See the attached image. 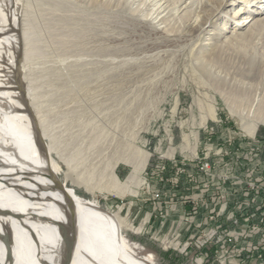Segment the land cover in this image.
I'll list each match as a JSON object with an SVG mask.
<instances>
[{
    "label": "rangeland",
    "instance_id": "374dc122",
    "mask_svg": "<svg viewBox=\"0 0 264 264\" xmlns=\"http://www.w3.org/2000/svg\"><path fill=\"white\" fill-rule=\"evenodd\" d=\"M150 1L0 0V7H10L13 18H20L18 26L29 52L23 82L35 93L39 115L51 135L46 142H56L53 156L63 167L61 181L68 171L66 159L96 183L104 179V168L114 156L131 157L137 145L149 155L130 191L119 195L96 189L92 193L71 179L68 187L121 220L116 221L119 235L152 264H214L217 255L203 257L217 244H208V251L200 249L202 243L189 241L192 228L185 234V216L174 220L179 202L190 206L194 215L199 210L204 213L208 205H193L201 203L207 192L204 177L193 173L198 172L196 168L192 172L181 166L196 163L211 148L213 162L226 151L225 164L216 168L220 172L241 150L237 164L247 163L239 172L245 173L244 179L259 177L247 170L252 160L245 152L256 147L264 160V23L234 38L241 31L236 26L240 12L234 9L242 0H211L212 7L220 6L229 17L216 19L217 25L209 27L203 40H189L179 34L178 23V34L167 33L165 24L151 21L138 10L148 11ZM234 14L236 20H228ZM211 36L222 45V54L213 59L208 54L211 59H204L206 69L201 70L200 59L209 51L196 52L201 43H212ZM211 101L217 118L208 116L202 123ZM1 105L7 107L8 101ZM241 117L258 125L253 136L243 129ZM259 127L263 128L260 134ZM236 135L243 136L246 147L235 143ZM132 171L126 162H119L115 169L122 182ZM175 187L183 195H174ZM157 188L163 193L159 200L152 198ZM187 196L194 202L183 201ZM159 225L164 235L156 234ZM177 233L181 239L173 237Z\"/></svg>",
    "mask_w": 264,
    "mask_h": 264
},
{
    "label": "bare ground",
    "instance_id": "6f19581e",
    "mask_svg": "<svg viewBox=\"0 0 264 264\" xmlns=\"http://www.w3.org/2000/svg\"><path fill=\"white\" fill-rule=\"evenodd\" d=\"M150 2L148 11L139 7L138 10L151 21L165 24L167 33L178 34L180 30L179 34L183 33L189 40L196 37L203 40L217 25L216 19L225 14L229 17L220 6L212 7L211 0H174V4L168 0ZM240 2L234 11L240 12L236 26L241 31L234 38H241L246 32L249 34L254 25L264 23V0ZM9 10L10 7L7 10L0 7V264H152L119 235L116 221L121 223V220L100 209L95 202L78 196L67 185V180L71 179L84 184L92 193L99 189L123 195L133 188L147 163L148 152H142L136 145L131 157L114 156L110 163H105L104 179L96 183L77 172L66 159L68 171L60 184L56 178L63 167L53 156V151L58 149L56 142L53 139L46 142L51 135L39 115L35 93L31 87L25 88L22 78L29 53L26 36L18 26L20 18H13ZM245 12L249 14L241 19ZM173 20L174 24L170 25ZM177 23L179 30H175ZM210 39L212 43L207 46L201 43L196 52L201 55L209 51L200 59L201 70L206 69L202 63L204 59L220 58L222 54V45L217 44L214 36ZM213 44L211 49L209 46ZM4 68L12 74H6ZM5 101H8L7 107L1 105ZM210 103L208 113L202 115V123L208 116L217 118L216 105ZM231 110L236 112L234 107ZM241 119L243 129L253 136L258 125ZM185 139L189 142L188 137ZM119 162L133 166L125 182L115 172ZM64 185L73 201L64 194ZM74 231H77L76 235Z\"/></svg>",
    "mask_w": 264,
    "mask_h": 264
},
{
    "label": "built area",
    "instance_id": "2783aa9c",
    "mask_svg": "<svg viewBox=\"0 0 264 264\" xmlns=\"http://www.w3.org/2000/svg\"><path fill=\"white\" fill-rule=\"evenodd\" d=\"M225 147L226 150L230 148V143ZM211 150L209 148L196 163L183 162L181 166L183 170L190 167L192 172L196 168L198 172L193 173L204 177V188L207 191L204 198L201 197V203L193 204L196 207L208 202L203 220L193 223L197 233L190 235L189 241L202 243L200 249L204 247L205 251L210 249L208 244H217L216 250L212 249L203 257L208 260L217 255L218 260L214 264H264V160L259 158L256 147L245 152L251 155L252 160V166H248L247 170L255 171L259 177L244 179L245 173L239 170L247 162L237 164V159L242 157L241 150L236 152L232 162L226 163L229 167L220 172L216 168L225 164L226 151L213 162ZM193 173L188 176L192 177ZM162 196L161 189L157 188L152 198L159 200ZM184 199L186 203L194 202L188 196ZM173 237L181 239L182 234L177 233Z\"/></svg>",
    "mask_w": 264,
    "mask_h": 264
},
{
    "label": "crops",
    "instance_id": "0c3cea01",
    "mask_svg": "<svg viewBox=\"0 0 264 264\" xmlns=\"http://www.w3.org/2000/svg\"><path fill=\"white\" fill-rule=\"evenodd\" d=\"M242 136V135H241ZM240 135H236L235 137H236V139H237V142H235V143H237V144H239V145H241L242 147H246V145H247V143H246V141L243 139V136L241 137ZM234 137V138H235ZM246 139V138H245ZM256 143H255V141H254V143H253V145H255ZM190 168V167H189ZM172 192H173V194L174 195H176V196H178V195H183L182 193H180V189H178L177 187H175V189L174 188H172ZM187 193H189V192H187L186 191V193L185 194H187ZM176 207H177V212H179V214L178 213H175L174 214V220L175 219H178V218H180V217H182V214H183V216H185L184 218H185V222L187 223V231L185 232V234H189V232L191 231L192 233L190 234V235H192V234H194L195 232L194 231H192V230H195V231H197V228H196V226H194V222L193 221H202L203 220V217H204V215H203V213H202V211H197V212H195L196 213V215H194V211H192L191 209H190V206H186V207H184L182 204H180V202L179 203H177L176 204ZM173 209V208H172ZM156 210V206L154 207V211ZM175 210V211H176ZM187 212V213H186ZM180 216V217H179ZM154 217H155V215H154ZM183 218V219H184ZM196 219V220H195ZM199 219V220H198ZM193 222V223H192ZM189 227L190 228H192L191 230L189 229ZM161 225H159V230L157 231V235H159V234H162V235H164L165 233L164 232H161L160 233V231H161ZM190 230V231H189ZM164 231V230H163Z\"/></svg>",
    "mask_w": 264,
    "mask_h": 264
},
{
    "label": "water",
    "instance_id": "95a60500",
    "mask_svg": "<svg viewBox=\"0 0 264 264\" xmlns=\"http://www.w3.org/2000/svg\"><path fill=\"white\" fill-rule=\"evenodd\" d=\"M57 180H59V182H60V184H62V182H61V180L59 179V178H56ZM64 194H66V196L68 197V198H71L72 199V201H73V198L70 196V194L67 192V189L65 188V185H64ZM76 232L77 231H74V234L76 235Z\"/></svg>",
    "mask_w": 264,
    "mask_h": 264
},
{
    "label": "trees",
    "instance_id": "16d2710c",
    "mask_svg": "<svg viewBox=\"0 0 264 264\" xmlns=\"http://www.w3.org/2000/svg\"><path fill=\"white\" fill-rule=\"evenodd\" d=\"M262 130H263V128L262 127H259V129H258V134H260V132H262ZM152 218H153V216H152ZM151 218V219H152Z\"/></svg>",
    "mask_w": 264,
    "mask_h": 264
}]
</instances>
